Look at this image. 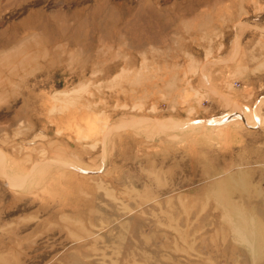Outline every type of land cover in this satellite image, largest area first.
I'll return each instance as SVG.
<instances>
[{"label": "rangeland", "instance_id": "rangeland-1", "mask_svg": "<svg viewBox=\"0 0 264 264\" xmlns=\"http://www.w3.org/2000/svg\"><path fill=\"white\" fill-rule=\"evenodd\" d=\"M0 154V264H264V0H0Z\"/></svg>", "mask_w": 264, "mask_h": 264}, {"label": "bare ground", "instance_id": "bare-ground-1", "mask_svg": "<svg viewBox=\"0 0 264 264\" xmlns=\"http://www.w3.org/2000/svg\"><path fill=\"white\" fill-rule=\"evenodd\" d=\"M231 117V116H230ZM222 120V119H221ZM221 120H219V121H221ZM225 120V119H224ZM225 121H227V120H225ZM213 122H217V121H215V119H214V121ZM207 123V122H206ZM215 125V124H214ZM195 126V125H194ZM116 128V127H115ZM111 130V129H110ZM109 130V131H110ZM106 137V136H105ZM2 155L0 154V168L2 167V166H4V161H3V159H2ZM40 165V164H39ZM37 166V165H36ZM35 167V166H34ZM4 168V167H3ZM5 169V168H4ZM35 173V172H34ZM31 175V174H30ZM27 179V178H26ZM20 182V180L18 181V179H17V183H19Z\"/></svg>", "mask_w": 264, "mask_h": 264}]
</instances>
